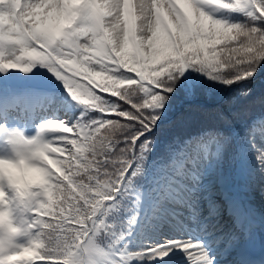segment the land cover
<instances>
[{
  "label": "snow or ice",
  "instance_id": "obj_1",
  "mask_svg": "<svg viewBox=\"0 0 264 264\" xmlns=\"http://www.w3.org/2000/svg\"><path fill=\"white\" fill-rule=\"evenodd\" d=\"M4 44L20 54L0 51V73L44 67L68 93L44 94L54 110L82 109L75 124L39 125L55 126L47 168L72 193L60 232L74 233L64 249L73 264H264L250 253L254 214L225 174L230 164L244 179L264 175V117L233 112L236 127L219 113L224 127L160 140L179 99L234 93V104L252 94L264 71V0H0ZM7 138L40 142L18 130ZM129 241L142 246L121 254ZM0 264L52 261L21 245L0 250Z\"/></svg>",
  "mask_w": 264,
  "mask_h": 264
},
{
  "label": "clouds",
  "instance_id": "obj_2",
  "mask_svg": "<svg viewBox=\"0 0 264 264\" xmlns=\"http://www.w3.org/2000/svg\"><path fill=\"white\" fill-rule=\"evenodd\" d=\"M54 127L39 132V143L5 141L11 157L0 158V250L27 245L52 264H73L64 249L74 233L60 232L67 219L65 209L72 207V193L54 183L47 168L54 150L47 146L46 137Z\"/></svg>",
  "mask_w": 264,
  "mask_h": 264
},
{
  "label": "trees",
  "instance_id": "obj_3",
  "mask_svg": "<svg viewBox=\"0 0 264 264\" xmlns=\"http://www.w3.org/2000/svg\"><path fill=\"white\" fill-rule=\"evenodd\" d=\"M221 16L230 21H242L244 19V16L240 13H222ZM39 67L40 66L37 65L34 68L36 70L33 69V71L27 75L21 73V76L29 82V85L23 87L35 86V75H39L40 77L43 76V74L37 70ZM6 75H9L12 81H3L1 83L3 86L2 89L14 90L19 84H13V82H17L18 74L8 72ZM50 80L58 86L55 87L56 90H65L62 81L58 80L56 77L50 78ZM18 87L21 88V86ZM251 88L253 91L249 97L239 98L234 104L231 103V96L234 95V93H227L221 99H216L215 97L210 99L205 93L201 92L192 100L179 99L175 104L174 110L170 113L169 119L166 121V126L161 133V146L164 142L170 141L177 136L184 138L201 129L224 127L225 122L220 119L219 113H223L224 116L232 120L233 125L236 127H239V125L232 117L233 112L240 113L244 120L264 117V71L257 73V77L252 83ZM99 94L107 95L105 93ZM111 99L117 98L111 97ZM81 112L82 109L79 107L76 113L68 115L64 120H68L70 123L75 124ZM65 135L73 136L75 133H65ZM59 146L62 145L59 144ZM57 155L59 154L57 153ZM64 155L66 156L67 153ZM225 174L229 177V180L233 182L238 181L239 183L242 179V177L237 175L235 168L230 164L225 165ZM214 193L217 199V188H214ZM133 244L136 249H140L142 246L139 241H130L128 246Z\"/></svg>",
  "mask_w": 264,
  "mask_h": 264
},
{
  "label": "rangeland",
  "instance_id": "obj_4",
  "mask_svg": "<svg viewBox=\"0 0 264 264\" xmlns=\"http://www.w3.org/2000/svg\"><path fill=\"white\" fill-rule=\"evenodd\" d=\"M3 52L5 59H14L15 56L20 54L19 46L8 44V47L6 50H1ZM46 75L53 76V74L46 69ZM47 83V81H46ZM44 94H54L52 90H48L44 93H41L39 95L34 96L33 94L30 95L28 93L22 94V93H13L11 95H5L0 94V111L2 106H12L14 108H17V111L11 112L6 111L8 117L14 116V119H4L0 120V158H10L11 157V151L7 147L5 141L8 137V133L12 130H18L21 131L27 139H34L39 135V125L41 124L39 118L42 117L43 114L47 115H54L57 118L60 117H66L67 114H62L59 111L54 110L53 106L49 104L46 101H44L41 97ZM65 95L64 97H66ZM59 97V96H57ZM43 102H46L48 104H43ZM21 105L19 107L18 105ZM38 107H42V111L40 112ZM78 105H75V102H73V108H77ZM49 108V109H48ZM2 112V111H1ZM39 116V118L37 117ZM46 139H51V134H49ZM259 139V135H258ZM54 146H58L57 144H54ZM57 154V153H54ZM53 156V154H52ZM53 158V157H51ZM246 185V183L244 184ZM261 188H255L253 193H249V191L245 188L246 186H243V189H241L240 195L242 196L243 203L246 207H253L252 213L254 214V218L259 220L261 215H264V187L262 185L261 180ZM251 194L253 195L252 198H250ZM247 196L249 199L247 200ZM220 200V198H219ZM221 201V200H220ZM223 224L226 228H233L230 217L225 215L223 217ZM259 229V228H258ZM181 259H183L184 254L180 253ZM172 264H175L173 261ZM183 264H188L186 259H183Z\"/></svg>",
  "mask_w": 264,
  "mask_h": 264
},
{
  "label": "bare ground",
  "instance_id": "obj_5",
  "mask_svg": "<svg viewBox=\"0 0 264 264\" xmlns=\"http://www.w3.org/2000/svg\"><path fill=\"white\" fill-rule=\"evenodd\" d=\"M41 98L44 99V100H47V97H46L45 95L42 96ZM258 236H259V237H258ZM258 239H261V237H260V231H258V230L255 228V241H254V242L258 241Z\"/></svg>",
  "mask_w": 264,
  "mask_h": 264
}]
</instances>
